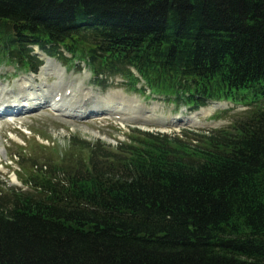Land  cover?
I'll use <instances>...</instances> for the list:
<instances>
[{
  "label": "trees",
  "instance_id": "16d2710c",
  "mask_svg": "<svg viewBox=\"0 0 264 264\" xmlns=\"http://www.w3.org/2000/svg\"><path fill=\"white\" fill-rule=\"evenodd\" d=\"M31 43L131 89L134 68L178 105L249 110L115 147L19 148L27 189L0 182V264H264V0H0V61L36 68Z\"/></svg>",
  "mask_w": 264,
  "mask_h": 264
},
{
  "label": "rangeland",
  "instance_id": "374dc122",
  "mask_svg": "<svg viewBox=\"0 0 264 264\" xmlns=\"http://www.w3.org/2000/svg\"><path fill=\"white\" fill-rule=\"evenodd\" d=\"M8 67L3 66L0 68V75L6 73ZM45 74L44 68L41 70V75ZM70 79H79L74 73L70 74ZM54 78H49L47 81L39 79L38 83L41 85H52ZM122 81L119 79L117 82L114 81L115 86L110 88L108 91H102V95H107L108 92L112 93L116 89L124 91V87L118 85ZM10 83V78L8 79ZM124 83V82H123ZM6 82L0 79V90H6L10 85L5 88L3 86ZM7 85V84H6ZM15 83L11 84L13 87ZM126 91V90H125ZM128 96L134 97L135 94L126 92ZM141 101V104L147 105L152 108V104L146 102L144 98L137 96ZM169 105H160L155 107L154 113L169 114ZM236 111L233 110L231 113L223 118L214 119V115H208L198 118L197 124H193V128L206 130V129H217L224 127L229 124V116L234 114ZM137 125H132L127 121H99L92 124L76 123L71 120L61 119L56 117L50 112H39L31 118H25L16 120L12 123H0V181L6 182L11 186L22 187V182L19 181V173L22 174L21 169L18 165L19 157L15 158L19 153L20 146L30 149L33 145L39 143L47 148H53V151L62 152L67 149L70 138L76 136L80 139L92 142L99 140L116 146L119 142L125 141L127 135L131 129L136 128ZM188 127V126H186ZM48 153V150H45ZM41 153V154H40ZM40 155L43 154V150L40 149Z\"/></svg>",
  "mask_w": 264,
  "mask_h": 264
},
{
  "label": "bare ground",
  "instance_id": "6f19581e",
  "mask_svg": "<svg viewBox=\"0 0 264 264\" xmlns=\"http://www.w3.org/2000/svg\"><path fill=\"white\" fill-rule=\"evenodd\" d=\"M89 26V25H88ZM96 27V26H95ZM79 35V34H78ZM50 62H52V61H50ZM44 70H45V74L46 73H48L49 71H54L55 72V70H56V66L55 65H50V63H49V61L47 62V65H45L44 67ZM59 73V72H58ZM57 73V74H58ZM44 74V75H45ZM41 75V74H40ZM39 75V77H42V76H40ZM43 75V76H44ZM60 76V75H59ZM61 78L63 77V76H60ZM23 85L25 86V84L27 85L28 83H30L31 84V87H30V91H29V94L27 95V96H32V94L31 93H33L34 92V90L36 91V92H39V93H43V94H48L47 93V91H48V88H44V87H42V88H36L34 85H33V81H31L30 82V80H25V79H23ZM22 85V86H23ZM35 87V88H34ZM46 87V86H45ZM124 101V104L122 105V104H118L117 106H114L116 103L115 102H112L111 104V107H109V108H107L106 110L107 111H113V112H118V113H120V114H122V115H124V117H126V119L127 120H129V121H131V122H136V121H141V120H143L144 118H146L149 122H154V121H157L158 120V118L156 117V116H154V115H152V114H147L146 116H143V115H141L140 113V111H142V108H143V106H137V105H134V104H128V100L127 99H125V100H123ZM113 103H115V104H113ZM65 102H63V101H61V102H59V104L58 105H60V106H58V107H56L57 109H61L62 107L61 106H65ZM63 110V109H62ZM140 110V111H139ZM64 111V113H67V114H69V115H73V116H76V115H79V110H76V109H71V110H68V109H66V110H63ZM56 112H58V111H56ZM58 113H60V111L58 112Z\"/></svg>",
  "mask_w": 264,
  "mask_h": 264
}]
</instances>
